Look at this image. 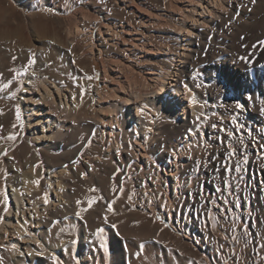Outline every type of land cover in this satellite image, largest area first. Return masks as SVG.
Segmentation results:
<instances>
[{
  "label": "bare ground",
  "instance_id": "1",
  "mask_svg": "<svg viewBox=\"0 0 264 264\" xmlns=\"http://www.w3.org/2000/svg\"><path fill=\"white\" fill-rule=\"evenodd\" d=\"M15 1L0 0V85H9L0 91V125H3L0 130V264H143L148 260L160 264L170 256L183 261L182 249L155 255L149 247L144 246L141 252H134L130 247L135 248L137 241L140 246L143 242L150 245L148 241L153 237L160 242L164 229L155 222L156 209L171 222L175 218L177 230H182L178 226L179 213L172 205L179 198L189 196L190 201L195 196L196 174L189 178L188 187L184 181L198 149L204 147H200L203 132L207 133L210 128L206 124L203 131L199 129V124L209 117L208 103L234 96L246 110L244 107L264 101V0L211 1L217 11L209 9L212 16L205 21L207 28L197 26L194 36L186 38L190 50L182 52L185 57L180 48L171 57V64L173 58L182 60V64H177L180 66L178 81L167 84L169 92L176 93L173 99L166 93L157 94L171 75L172 68L167 66L157 69L155 86L150 92L134 89L123 98L114 92L107 104L96 81L85 79L93 77L94 64L88 45L85 46L87 40H82L84 27L77 17L79 13L70 17L69 25L65 21L60 34L53 27L63 22L58 16L43 13L26 16L18 10ZM146 1L140 0L136 8H142ZM157 1L163 2L166 12L183 13L176 0ZM196 1L202 5L201 0ZM131 9L127 13L135 19L137 12ZM196 9L193 5V13L189 15L194 18L192 22L197 19ZM80 15L91 17L84 11ZM180 19L172 17L168 24V32L179 41V47L185 43L179 34L188 27L186 18ZM4 21L15 28L5 27ZM144 42L147 48L149 41ZM170 53L171 50L167 55ZM30 54L35 56L34 65L25 75L16 77L11 69L23 70ZM212 81L222 83L225 88L214 92L203 88ZM129 82L131 87L139 85L138 81ZM151 83H147L148 87ZM12 92L16 97L10 99ZM34 92L40 95L36 97ZM192 97L196 98L195 105L189 104ZM177 100L180 104L176 109ZM39 101L48 103L50 112L40 131L32 115L37 108L29 107V102L38 104ZM17 106L23 125L13 128ZM188 107L190 113L183 121ZM100 112L110 113L113 125L110 132L106 123H101L106 117ZM155 115L161 120L160 126H155ZM206 119L214 121L211 117ZM253 131L257 133L258 129ZM165 132L166 138H160ZM10 134L16 135L14 141L7 139ZM78 137L87 140L86 149L80 148L82 144L78 140L76 143ZM208 139L209 136L207 142H211ZM263 139V135L252 138L248 148L262 151ZM93 146L95 151H89ZM5 151L7 155L3 154ZM250 164L255 168L257 160ZM260 173L257 167L252 178L258 179ZM117 186L125 192H117ZM207 188L210 189L209 184ZM79 191L83 193L76 200L74 194ZM89 200L94 201L91 208ZM206 202L210 210L203 225L209 231L217 200L210 195ZM108 207L113 212L109 213ZM26 210L30 212L29 217ZM15 211H23L16 217V224ZM98 228L104 229L101 235L107 251L100 247L101 238L95 235ZM190 230L195 233L194 228ZM11 233L16 239L10 238ZM179 240L189 239L187 236Z\"/></svg>",
  "mask_w": 264,
  "mask_h": 264
},
{
  "label": "rangeland",
  "instance_id": "2",
  "mask_svg": "<svg viewBox=\"0 0 264 264\" xmlns=\"http://www.w3.org/2000/svg\"><path fill=\"white\" fill-rule=\"evenodd\" d=\"M30 1V4H22L17 0L15 1L16 3H14L16 7H18V10L23 12L26 16L42 13L48 16H58V18L63 21L62 23L60 22L62 26L61 24L58 25L59 23H55L53 27L55 31H60V34L64 28L63 25L66 23L65 21H67L69 25L72 22L70 17L79 13L77 17L80 20V25L84 27V30H82L84 32H81L84 35L82 40H87L85 46L88 45L94 64L93 79L96 81L97 86L101 88L100 93L104 97L103 102L105 104L109 102L110 96L114 92H117V96L120 97L129 95L134 89L150 92L154 88L153 86H155L154 81L156 79L155 74H157V69L167 66L172 68L169 70L171 75L167 77L164 89L162 91L160 90L161 92L157 91V94L163 95L166 93L168 98L171 97L173 99L176 93L169 92L168 88L170 83H176L178 81L179 75L177 74L179 70L178 67L180 66H177V64L179 62L182 64V60L180 58H173L174 63L171 64V57L176 56L175 50L177 48L181 49V55L182 52H189L190 49L185 42L186 38L194 36L193 30L197 26L207 28L208 25L205 24V21L212 16L209 9L213 8L217 11V8L211 4L213 0H201L202 5L201 3H197L196 0L193 2H190V0H176V3L183 13L175 10H167L166 12L163 2L157 0H147L144 5L141 6L142 8H136L140 0ZM39 5H41V7H38ZM193 5L197 8L196 13H194L197 17L196 22H192L191 19L193 17H189V15L193 13V10H191ZM145 7H147L150 12H148ZM131 8H134L137 12L135 19L127 13V10H132ZM81 11H84L91 17L84 18V16L80 15ZM151 12L154 16L150 14ZM172 17H181V19L186 18L185 23L188 25V27L184 29L185 31L179 34L183 38L182 41L185 42L184 45L180 47L178 46L179 41L172 38L171 34L168 32L170 28L168 24L171 22L170 19ZM194 24L195 26H193ZM4 25L9 29L15 28V25L11 23L7 24L6 21H4ZM124 27L128 28L129 31ZM25 35L30 36L28 31H25ZM30 39L33 38L30 37ZM144 41H149L147 43L148 46L146 45L147 48L143 45L145 43ZM159 49H162V51ZM165 50L166 52H164ZM169 50H171V53L167 55ZM182 57H185L184 54ZM151 69L156 70L153 71ZM133 75L137 77V80L134 79ZM129 79L131 82L138 81L137 83H139V85L136 87L133 84L131 87ZM147 83H151V85L148 87ZM167 84L169 85L167 86ZM203 88H207L209 91L214 92L219 89L223 90L225 87L222 83L212 81L208 86ZM38 93L39 92H36L34 96L38 97L40 95ZM250 98L251 97H248V100H250ZM178 102L177 100L175 103L176 109L178 107L177 105L180 104V102ZM210 102L211 103H208L209 107L207 111L209 117L206 118L211 117L214 121L212 120V122L210 119L207 120L205 118V121L202 120L203 122L199 124L200 131H203L202 128L205 129V126H207L206 124H208L207 127L210 126V128L207 129V133L204 130V136L200 143V147H205L206 145L207 149L205 150L204 147L198 149L197 158L195 157L196 160L192 167H189L187 177H185L184 181V186L188 187L189 178L196 174L197 177H195V179L197 178L198 181L193 189V194L195 193V196H193L190 201L189 196H186L184 199L179 198L173 202L175 206L172 205L174 210L179 213L178 226L182 230H177V224L174 222L175 218H173L171 222L160 210L156 209L155 222L160 228L164 229L162 239L158 242V240L153 237L151 238L153 246L151 242L148 241L150 245L143 242L144 245L141 243L142 247L137 241L138 243L136 242L135 244L136 247H130V250L134 252L136 250L137 252L143 249L144 251L145 247H149L155 255H158L162 254L160 252H173L177 249H182L180 258L183 261L178 262L170 256L168 260L160 264H264V148L261 149L262 151H251V149L248 148L249 140L252 138L255 139V137L259 138L260 135L264 136V111H261L264 109V101H260L259 104L255 106L252 103L244 107L246 110L242 108L239 110L236 109L235 106L238 103V99L234 96H226L216 100V102ZM131 103L132 102H129V104ZM29 104L30 108H32L33 105L37 108L32 115L33 118L36 119V126H38L39 129L40 126L47 121V115L50 114L48 110L49 104L42 103L41 101H39L38 104H33V102H29ZM131 109L132 113L135 114V108L132 106ZM187 109L185 116L182 117L183 121L187 119V115L190 113V107ZM100 114L105 116L108 120V122L106 119L102 120L101 123H106L105 125L108 126L107 129L109 128L108 130L110 132L113 127L110 113L100 112ZM154 120L155 126H160L159 122L161 120L157 115H155ZM233 120L238 122L239 127L233 124ZM253 128L258 129V132L255 133ZM208 132L210 133L209 135ZM166 133L167 132L163 133V135L161 134L162 136L160 135V138H166ZM155 134H157V132H155ZM207 136H209L210 139L208 140L211 142H207ZM81 138L82 137H78L76 143L79 142L80 145L82 144L80 148L83 150L86 149L88 145H86L87 140L84 138L82 140ZM229 144H232L236 149V154L233 157H229L227 154ZM90 149L89 151H95L94 146ZM254 160H257V166L252 168L250 163ZM84 163H88V160H85ZM211 165L213 167L209 170ZM226 167L228 169L227 171ZM237 167L239 171L235 170ZM257 167L261 175L258 179H253L252 176ZM225 180L228 181L229 187H225ZM208 184L210 185V189L207 188ZM257 184L259 188L255 190ZM116 190L119 193L125 192V189L121 192L120 186H117ZM82 193L81 191L75 193L74 199L77 200ZM85 195L83 197H86ZM210 195H213L217 202H215L216 205L211 214V229L207 231L204 225L207 222L209 214L206 212L210 210V206L208 202H206ZM89 196L91 197L90 194ZM203 200L206 202V205ZM25 213L29 214L30 212L26 210ZM22 214L23 211L19 213L16 211L13 212L15 224L17 223L16 217ZM29 216L30 214L27 217ZM213 220L216 221L215 228L212 227ZM190 227L195 229V233L190 230ZM233 228H235V231H233ZM187 236L189 240H184L183 242L179 240L180 237L185 239ZM233 237H235V239H233ZM10 238L16 239V236L11 233ZM158 244L160 246H158ZM77 259L76 262L78 261ZM147 262L149 264H157L156 261L152 260H148L143 264H148Z\"/></svg>",
  "mask_w": 264,
  "mask_h": 264
},
{
  "label": "snow or ice",
  "instance_id": "3",
  "mask_svg": "<svg viewBox=\"0 0 264 264\" xmlns=\"http://www.w3.org/2000/svg\"><path fill=\"white\" fill-rule=\"evenodd\" d=\"M15 59H16V57H13V60H15ZM34 63H35V56H34V54H30V56H29V58H28V61H27V65L23 68V70L11 69V71L15 72L16 77H21V76L25 75V74L29 71V69L34 65ZM92 78H93L92 76H86V77H85V79H88V80H91ZM8 87H9V85H8L7 83H5V84H3V85H0V91H3L4 89H7ZM83 94H84V93H83V91H82V92H81V95L83 96ZM15 97H16V93H15V92H12V94H11V96H10L9 98H10V99H13V98H15ZM189 104L195 105V104H196V98H195V97H192V98L189 100ZM235 107H236V109L239 110V109L241 108V105L237 103ZM261 111H264V109H262ZM0 114H2V113H0ZM233 124H236L237 127H239L238 122H237L236 120H233ZM17 125H20V126L23 125V121H22V119H21V114H20V108H19V106L16 107V123L13 124V128H15ZM2 129H3V125H0V130H2ZM149 131H151V129H149ZM7 139L10 140V141H14V140L16 139V135H14V134H10V135L7 137ZM3 154H4V155H7V152L5 151ZM227 154H228L229 157H233V156L236 154V149H235V147H234L232 144H229V145H228V151H227ZM37 166H38V165H37ZM227 170H228V169H227V167H226V171H227ZM235 170H236V171H239V168L237 167ZM81 176H82V178H83L84 174L82 173ZM36 183H38V181H36ZM229 186H230V185H229L228 181L225 180V187H229ZM94 190H95V189H93V191H94ZM122 191H123V189L121 188V192H122ZM129 199H130V197H129ZM47 203H48V200H47V198H45V204H47ZM77 203L79 204V201H78ZM93 203H94V201L89 200V201H88V207L91 208V206H92ZM107 211H108L109 213L113 212L112 207H108ZM76 216L79 217V216H80V213L77 212V213H76ZM107 221H108V217H107V215H105V217H104V222L107 223ZM215 226H216V221L213 220L212 227L215 228ZM112 227L115 228L116 225L113 224ZM61 231L63 232L64 229H61ZM103 231H104L103 228H98V229L96 230L95 235H96L98 238H101L100 247H101V248H104V250L107 251L106 246H105V244L103 243V240H102V235H101V234L103 233ZM233 231H235V228H233ZM233 239H235V237H233Z\"/></svg>",
  "mask_w": 264,
  "mask_h": 264
}]
</instances>
